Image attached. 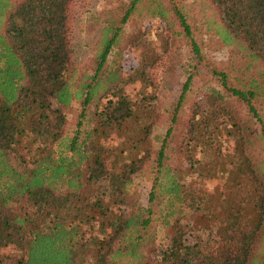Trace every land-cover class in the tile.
I'll return each instance as SVG.
<instances>
[{
    "label": "trees",
    "instance_id": "16d2710c",
    "mask_svg": "<svg viewBox=\"0 0 264 264\" xmlns=\"http://www.w3.org/2000/svg\"><path fill=\"white\" fill-rule=\"evenodd\" d=\"M73 1L0 0V264H264L257 79L239 87L207 67L177 0H129L119 20L101 22L94 66L81 70ZM198 4L206 28L264 79V0ZM141 11L147 21L121 47L124 25ZM178 37L189 53L179 68L166 61ZM160 66L161 79L179 69L184 79L157 147ZM197 77L203 92L193 94ZM147 169L141 198L134 183ZM157 203L160 237L149 233Z\"/></svg>",
    "mask_w": 264,
    "mask_h": 264
},
{
    "label": "rangeland",
    "instance_id": "374dc122",
    "mask_svg": "<svg viewBox=\"0 0 264 264\" xmlns=\"http://www.w3.org/2000/svg\"><path fill=\"white\" fill-rule=\"evenodd\" d=\"M184 4L187 12V19L191 25L193 36L197 42L203 63L207 67H214L220 71H225L228 74V81L231 84L241 87L242 85L248 86L249 80L254 77L257 79V83L254 88L257 93L255 98V105L264 116V79L260 76H253L249 71H245L246 58L238 50L232 46L225 45L214 31L208 30L204 23L203 12L201 11V5L198 4V0H177ZM129 5V0H75L70 6V27H71V47H72V59L74 64L81 70H89L94 66L93 55L95 53V42L100 30L101 22L108 19L110 16L115 21L119 20V16L125 8ZM145 12H132L129 16L127 24L124 25L125 34L120 44L121 47H125L129 40L128 35L133 33L136 29V25H139L145 19ZM186 39L182 37L177 38L178 49L173 50L171 57L166 59L167 64H174L177 59L182 56L186 64H189L187 57L189 56L188 50L184 49ZM110 58V57H109ZM130 58V55H128ZM183 64V63H182ZM128 64H126V67ZM179 65L177 68H179ZM164 71V67L160 66L157 69L158 80L161 82L160 92V112L157 127L154 129L152 135L153 145H159V139L164 132L163 127L166 125V119L168 118V109L173 101L178 98L179 90L181 89L182 80L184 74L181 69L173 72L168 71V78L161 79V72ZM173 72V73H171ZM204 78V77H203ZM196 84L192 87V93H202L199 85L203 82L202 77L196 78ZM191 99V97H189ZM196 99H194L195 101ZM74 103L72 107L65 110L68 129L71 131L74 128L77 116L76 106ZM189 103L183 105V108L179 113V120L177 122V130H184L186 127V121L189 117ZM153 174L149 173V169L137 178L134 183V189L143 198L149 190L151 185ZM143 200V199H142ZM162 205L157 203L155 207V213L153 222L150 227L149 233L155 234L156 237L162 235L161 227L159 226L158 216L161 212ZM213 238V236H210ZM195 241V238L193 236ZM192 240V238H188ZM201 240H210L207 233H203Z\"/></svg>",
    "mask_w": 264,
    "mask_h": 264
}]
</instances>
